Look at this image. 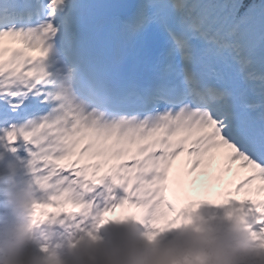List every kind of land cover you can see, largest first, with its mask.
Segmentation results:
<instances>
[{
  "label": "snow or ice",
  "instance_id": "obj_1",
  "mask_svg": "<svg viewBox=\"0 0 264 264\" xmlns=\"http://www.w3.org/2000/svg\"><path fill=\"white\" fill-rule=\"evenodd\" d=\"M92 7L0 0V153L40 193L33 226L151 238L207 205L264 243V0H136L122 33L163 44L146 81L105 53Z\"/></svg>",
  "mask_w": 264,
  "mask_h": 264
},
{
  "label": "clouds",
  "instance_id": "obj_2",
  "mask_svg": "<svg viewBox=\"0 0 264 264\" xmlns=\"http://www.w3.org/2000/svg\"><path fill=\"white\" fill-rule=\"evenodd\" d=\"M40 199L16 155L0 153V264H264V243L235 219L212 214L151 238L135 221L91 235L34 227Z\"/></svg>",
  "mask_w": 264,
  "mask_h": 264
},
{
  "label": "trees",
  "instance_id": "obj_3",
  "mask_svg": "<svg viewBox=\"0 0 264 264\" xmlns=\"http://www.w3.org/2000/svg\"><path fill=\"white\" fill-rule=\"evenodd\" d=\"M3 153H5V152H3ZM236 198H237V199H243L242 196H241V197H236ZM215 210H219V211H220V212L217 213L218 216L223 217V218L226 219V220H232V218H229L228 215H227V209H225V208H217V207H214V206H207V205H206V206L200 208V209L198 210V215H199V216H202V217H206V216H208V215H212V214H214L213 212H214ZM128 212H129V209L125 208V209L122 210L121 213L127 214ZM117 214H118V213H117ZM119 214H120V213H119ZM140 227L144 228L143 225H140ZM113 229H114V227L109 226V225H106V226H104L103 228H101L100 231H101V233H104V232L111 231V230H113ZM145 230H146V229H145Z\"/></svg>",
  "mask_w": 264,
  "mask_h": 264
}]
</instances>
